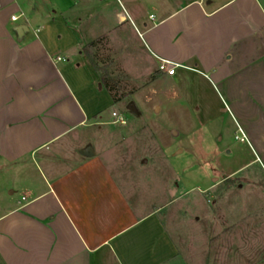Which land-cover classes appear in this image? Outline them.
Segmentation results:
<instances>
[{
    "label": "crops",
    "instance_id": "obj_1",
    "mask_svg": "<svg viewBox=\"0 0 264 264\" xmlns=\"http://www.w3.org/2000/svg\"><path fill=\"white\" fill-rule=\"evenodd\" d=\"M93 41L111 76L139 70L125 85L207 84L252 153L239 169L264 174V0H0V264H193L163 205L135 207L98 156L121 100Z\"/></svg>",
    "mask_w": 264,
    "mask_h": 264
},
{
    "label": "rangeland",
    "instance_id": "obj_2",
    "mask_svg": "<svg viewBox=\"0 0 264 264\" xmlns=\"http://www.w3.org/2000/svg\"><path fill=\"white\" fill-rule=\"evenodd\" d=\"M135 72H112L117 95L131 92L118 104L126 124L107 114L94 135L103 164L135 207L163 205L159 214L193 264H264V174L257 164L239 169L253 156L232 113L198 79L172 86L143 75L123 84Z\"/></svg>",
    "mask_w": 264,
    "mask_h": 264
},
{
    "label": "trees",
    "instance_id": "obj_3",
    "mask_svg": "<svg viewBox=\"0 0 264 264\" xmlns=\"http://www.w3.org/2000/svg\"><path fill=\"white\" fill-rule=\"evenodd\" d=\"M96 45V42H90L83 47V51L86 53L88 56L91 65L93 68L101 74L102 80L105 83V85L109 88L111 91V94L113 96V99L115 102L120 101L121 99L127 97V95L131 92H121L120 96L117 95L115 91V87L118 89V85H120L119 81H114V79L111 76V72L107 69L108 65L107 64H101L95 54L94 51V46ZM119 90V89H118ZM228 180V179H227Z\"/></svg>",
    "mask_w": 264,
    "mask_h": 264
},
{
    "label": "built area",
    "instance_id": "obj_4",
    "mask_svg": "<svg viewBox=\"0 0 264 264\" xmlns=\"http://www.w3.org/2000/svg\"><path fill=\"white\" fill-rule=\"evenodd\" d=\"M118 1H121V0H118ZM20 16L21 15H13L11 17V19L16 21L19 19ZM57 59L60 60L63 58L58 56ZM176 67H177V65L175 63H171L170 61H167V60H161L159 66H158V69L162 72L168 73L169 75H173ZM112 117L115 118L113 120L114 123L126 124V122H127L126 118L117 111L112 112ZM236 138H239L240 140L244 139L243 136H238V135L236 136Z\"/></svg>",
    "mask_w": 264,
    "mask_h": 264
},
{
    "label": "water",
    "instance_id": "obj_5",
    "mask_svg": "<svg viewBox=\"0 0 264 264\" xmlns=\"http://www.w3.org/2000/svg\"><path fill=\"white\" fill-rule=\"evenodd\" d=\"M26 28H27V27H26L25 25H20V26L17 27V29H18L20 32L23 31V30L26 29ZM127 107H128V109L133 110V111H136V110H137V108H136V106H135V104H134L133 102H130V103L128 104ZM82 153H83L84 155H87V156H89V155L92 154L90 150L83 151Z\"/></svg>",
    "mask_w": 264,
    "mask_h": 264
}]
</instances>
